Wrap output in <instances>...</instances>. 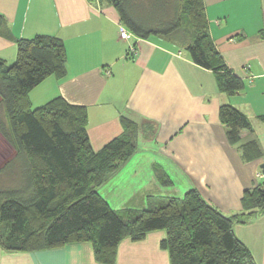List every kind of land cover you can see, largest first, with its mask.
I'll list each match as a JSON object with an SVG mask.
<instances>
[{"label":"crops","instance_id":"0c3cea01","mask_svg":"<svg viewBox=\"0 0 264 264\" xmlns=\"http://www.w3.org/2000/svg\"><path fill=\"white\" fill-rule=\"evenodd\" d=\"M209 33L229 68L245 82L221 90L215 71L196 64L172 37H121L114 6L99 0H0L9 35L0 32V58L13 63L19 38L52 35L67 48V76H50L30 92L33 107L62 96L88 108L95 151L121 136L122 117L140 126L137 151L99 187L117 211L141 212L197 189L226 215L242 212L246 190L264 184V0H204ZM135 51L132 53L131 48ZM110 71V72H108ZM242 110L253 129L232 144L220 108ZM255 141L259 159L243 145ZM248 154V151H246ZM257 264H264V213L234 226ZM164 229L140 241L125 238L115 264H171ZM0 264H103L91 242L30 252L0 246Z\"/></svg>","mask_w":264,"mask_h":264},{"label":"trees","instance_id":"16d2710c","mask_svg":"<svg viewBox=\"0 0 264 264\" xmlns=\"http://www.w3.org/2000/svg\"><path fill=\"white\" fill-rule=\"evenodd\" d=\"M99 2L114 6L127 29L141 38L172 37L196 64L217 73L224 92L244 88L209 33L204 0ZM0 32L9 35L1 13ZM16 42V60L0 58V134L14 149L0 166L3 249L30 252L87 241L98 262L115 264L123 239L140 241L164 229L161 246L171 264H257L234 226L264 213V184L245 191L243 210L234 215L221 212L197 189L138 213L113 209L99 187L137 151L139 124L123 116L124 133L95 151L87 132V106L58 96L33 107L30 99L48 77L67 76L64 40L40 34ZM220 118L232 144L241 141L243 130L253 129L248 116L232 104L221 106ZM243 147L250 160L262 156L255 141Z\"/></svg>","mask_w":264,"mask_h":264},{"label":"rangeland","instance_id":"374dc122","mask_svg":"<svg viewBox=\"0 0 264 264\" xmlns=\"http://www.w3.org/2000/svg\"><path fill=\"white\" fill-rule=\"evenodd\" d=\"M13 152L14 149L12 148V146L0 134V166L6 159L9 158L11 154H13Z\"/></svg>","mask_w":264,"mask_h":264},{"label":"built area","instance_id":"2783aa9c","mask_svg":"<svg viewBox=\"0 0 264 264\" xmlns=\"http://www.w3.org/2000/svg\"><path fill=\"white\" fill-rule=\"evenodd\" d=\"M129 36H130V31L127 28H122L121 37L122 38H128ZM134 51H135V48L132 47L131 52L133 53ZM108 72H110V71H108Z\"/></svg>","mask_w":264,"mask_h":264},{"label":"water","instance_id":"95a60500","mask_svg":"<svg viewBox=\"0 0 264 264\" xmlns=\"http://www.w3.org/2000/svg\"><path fill=\"white\" fill-rule=\"evenodd\" d=\"M264 167V165H262Z\"/></svg>","mask_w":264,"mask_h":264}]
</instances>
